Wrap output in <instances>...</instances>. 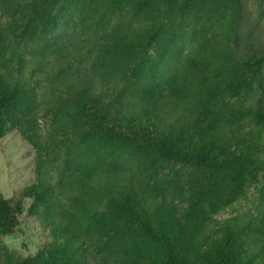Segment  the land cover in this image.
Here are the masks:
<instances>
[{
  "label": "trees",
  "instance_id": "1",
  "mask_svg": "<svg viewBox=\"0 0 264 264\" xmlns=\"http://www.w3.org/2000/svg\"><path fill=\"white\" fill-rule=\"evenodd\" d=\"M80 1L13 0L15 13L8 34L22 46L30 41L48 45L54 38L57 14ZM99 3L104 7L103 18L123 11L129 27L121 29L116 40L109 41L105 33L98 42L101 51L111 42L110 61L92 67L90 74L69 90L76 114L62 134L70 133L76 145L91 137L116 146L134 145L152 158L195 163L211 175L219 169L255 167L264 174V108L243 110L236 101L260 81L263 57L247 46L236 51L231 45L212 44L209 48L215 63L209 62L210 66H202L200 71L212 77L202 98L206 107L185 106L182 99H174L176 79L165 73L166 66L174 62V52L170 38L162 36L166 28L179 24L176 18H200L206 11L202 25L209 26L217 20V9L228 8L234 24L241 0H94L92 12L98 11ZM262 3L264 15V0ZM233 116L243 120L227 124ZM245 120L253 124L254 132L239 130ZM36 123L29 89L0 69V137L15 130L37 146ZM54 130L60 134L61 127ZM242 187L238 182L225 202L238 196ZM99 188L106 190L108 227L119 235H136L155 245V252H148L149 264H254L246 247L236 242L234 229L215 238L182 240L174 206L146 198L131 175L118 172ZM24 198L30 199L27 212L44 219L53 237L34 255L14 258L7 253L0 264H87L84 249L70 235L69 221L54 214L53 191L45 181L26 186L18 198L0 194V233L7 234L17 225ZM215 206L207 209L198 201L190 210H198L205 220L217 211Z\"/></svg>",
  "mask_w": 264,
  "mask_h": 264
},
{
  "label": "rangeland",
  "instance_id": "2",
  "mask_svg": "<svg viewBox=\"0 0 264 264\" xmlns=\"http://www.w3.org/2000/svg\"><path fill=\"white\" fill-rule=\"evenodd\" d=\"M93 1L82 0L61 10L50 44L30 41L22 46L8 34L15 2L0 0V69L29 89L38 134L37 146L15 130L0 137V194L18 198L26 186L45 181L53 191L54 214L69 221L70 235L84 249L87 264H149L148 252H155V245L136 235H119L108 227L106 190L99 187L106 178L123 172L132 176L146 198L174 206L182 240L215 238L234 229L236 242L246 247L254 264H264V174L259 168L219 169L211 175L195 163L152 158L134 145H111L95 137L76 145L70 133L62 134L76 114L69 90L76 88L92 67L110 61L111 42L103 51L98 42L105 33L109 41L116 40L121 29L129 27L125 12L103 18V4L99 3L94 13ZM206 13L200 18L178 17L179 24L163 32L162 38H170L174 52L173 64L165 68L177 82L173 98L182 99L185 106L195 103L206 107L202 98L212 77L200 71L202 66L208 68L209 62L215 63L209 47L219 43L241 51L247 46L263 57L261 76L236 101L243 110L264 108L262 0H241L234 24L225 8L217 9V20L204 26ZM173 29L174 34L170 32ZM239 120L243 118L233 116L226 123ZM57 126L60 134L54 130ZM238 128L241 132L255 131L247 120ZM238 182L243 184L242 192L225 202ZM198 201L207 209L211 205L219 208L203 220L198 210H190ZM29 203L30 199H23L24 211L13 230L0 233V263L7 253L14 258L32 256L53 237L44 219L27 212Z\"/></svg>",
  "mask_w": 264,
  "mask_h": 264
}]
</instances>
